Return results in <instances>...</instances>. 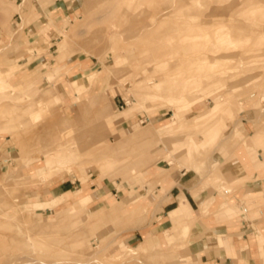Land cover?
<instances>
[{
	"label": "rangeland",
	"instance_id": "obj_1",
	"mask_svg": "<svg viewBox=\"0 0 264 264\" xmlns=\"http://www.w3.org/2000/svg\"><path fill=\"white\" fill-rule=\"evenodd\" d=\"M17 3L0 0V264H210L180 234L197 216L127 236L146 224L143 189L157 196L159 175L189 167L195 195L242 219L245 201L227 196L252 178L230 183L214 160L251 156L264 177V0H78L37 50ZM61 183L72 192L54 199Z\"/></svg>",
	"mask_w": 264,
	"mask_h": 264
},
{
	"label": "crops",
	"instance_id": "obj_2",
	"mask_svg": "<svg viewBox=\"0 0 264 264\" xmlns=\"http://www.w3.org/2000/svg\"><path fill=\"white\" fill-rule=\"evenodd\" d=\"M77 5L78 0H18L16 6L18 10L14 17L21 20L18 26L23 24L22 31L31 39V47L37 50V46L43 45V39L54 44L64 26L65 19L73 16ZM52 46H49V49ZM50 52L48 50L46 54L37 55L35 61L41 65L48 64L47 56ZM29 58L26 55L23 59L29 60ZM66 82L70 83L68 79H65L58 84L63 89V93L67 91ZM6 134L10 135L8 129L0 126V138ZM2 146L0 143V150H3ZM8 151L9 147L3 152ZM236 155L237 157L230 159L228 152L218 154L214 162L220 165L221 174L230 183L252 178L233 194L227 196L240 197L245 201L244 205H239V208L246 210L240 211L242 219H236L238 211L231 215L225 213L226 209L222 211L224 205L216 194L201 190L194 195L204 179L194 169L188 171L178 169L164 181H159L157 196L148 193V189H143L144 194L141 196H147L150 202L146 213V224L144 228L130 232L127 239L134 241L135 234L144 239L143 231L145 230L158 238L170 230L172 218L179 219L178 215L182 212L190 217L194 215L201 219L189 226L188 234L182 233L185 227L180 230L181 236L188 242L192 257L210 264H255L256 255L260 254L257 240L264 237V177H258L260 172L256 171L255 161L251 156L250 158L242 156L238 152ZM230 183L226 184L232 185ZM71 192V189L65 188V183H61L50 189L48 193L55 199ZM210 197L213 198L212 212L202 220L200 205ZM101 198L102 196L97 197L101 202L100 205L107 202Z\"/></svg>",
	"mask_w": 264,
	"mask_h": 264
},
{
	"label": "bare ground",
	"instance_id": "obj_3",
	"mask_svg": "<svg viewBox=\"0 0 264 264\" xmlns=\"http://www.w3.org/2000/svg\"><path fill=\"white\" fill-rule=\"evenodd\" d=\"M98 19V18H97ZM160 23V22H159ZM158 23V24H159ZM144 28H146V27H144ZM139 30H141V29H139ZM138 30V31H139ZM84 32V31H83ZM83 32H82V35H83ZM81 33V32H80ZM119 60H121V57L120 56H117V61H119ZM111 90V89H110ZM111 93L113 94V90H111ZM110 97V96H109ZM127 102V101H126ZM128 104H129V102H128ZM178 116V115H177ZM176 117V115L174 116V118ZM107 118H108V121L110 122V123H112V124H114V123H116V122H119V121H121V117L120 116H117L116 114H109L108 116H107ZM170 126V125H169ZM170 165H173V163L171 162V164ZM193 168V167H192ZM184 170H191V168L189 167V168H185ZM167 177H169V176H166V174H164V175H162L161 177H160V179L161 180H159V181H164ZM195 193H196V190H195V192H194V195H195ZM243 212H244V210H242Z\"/></svg>",
	"mask_w": 264,
	"mask_h": 264
}]
</instances>
